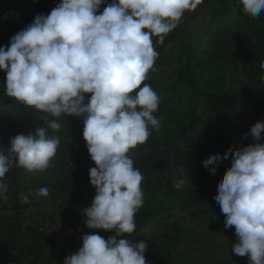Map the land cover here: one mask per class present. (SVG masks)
Here are the masks:
<instances>
[{"label":"clouds","instance_id":"1","mask_svg":"<svg viewBox=\"0 0 264 264\" xmlns=\"http://www.w3.org/2000/svg\"><path fill=\"white\" fill-rule=\"evenodd\" d=\"M202 3L111 0L99 12L105 0H60L50 14L36 15L12 36L9 46H0L7 97L54 118L83 117L82 137L95 164L89 169L95 196L84 209L85 225L115 235L105 240L98 233L84 234L82 246L63 264H147L145 240L117 239L136 230L135 215L144 203V175L129 153L162 126L154 115L162 97L145 83L159 57L155 45H163L184 14ZM234 3L252 18L264 14V0ZM85 94H90L87 103ZM47 116L35 134H17L10 147L0 148V195L8 189L4 178L13 165L29 172L50 167L61 139L48 130L59 132L61 123ZM250 132L256 142L229 147L224 157L214 154L203 166L214 174L230 154L231 166L214 199L225 214L224 228L234 226L232 252L247 256L249 264H264V142H259L264 121ZM188 181V175L174 178L173 187L180 190ZM37 195L46 197L47 188Z\"/></svg>","mask_w":264,"mask_h":264},{"label":"rangeland","instance_id":"2","mask_svg":"<svg viewBox=\"0 0 264 264\" xmlns=\"http://www.w3.org/2000/svg\"><path fill=\"white\" fill-rule=\"evenodd\" d=\"M59 2L0 0V46H9L12 36ZM155 46L159 57L145 83L162 97L154 113L162 126L131 150L144 175V203L135 215L136 230L117 239L145 240L147 264H249L247 256L232 252L234 226L224 228L225 214L214 199L218 168L231 156L217 163L214 174L211 167L203 174L202 166L214 154L224 157V141L233 149L254 143L250 128L264 121V14L245 15L234 0H203ZM5 76L0 71V148L7 149L16 133L43 126V113L13 99L4 104ZM187 133L196 136L187 141ZM187 175L190 181L176 190L174 178Z\"/></svg>","mask_w":264,"mask_h":264},{"label":"crops","instance_id":"3","mask_svg":"<svg viewBox=\"0 0 264 264\" xmlns=\"http://www.w3.org/2000/svg\"><path fill=\"white\" fill-rule=\"evenodd\" d=\"M85 95L87 103L90 94ZM10 100L12 98L3 103ZM45 116L47 114H43V122ZM47 119L61 123L59 132L48 130L49 135L61 139L50 167L44 172H29L13 165L10 170L14 174L5 179L8 189L0 195V264H63L68 255L75 254L82 246L84 234L98 233L106 239L115 233V230L88 229L85 225L84 209L95 196V188L89 182V169L95 164L82 137L83 117L65 115L47 116ZM195 136V133H187L186 140ZM224 139H227L226 134ZM260 142H264V134ZM223 144L226 150L231 146L227 141ZM83 151L88 157H83ZM134 166L138 167L136 162ZM230 166V161L220 165V179ZM223 167L225 170H220ZM202 168L205 174L208 169ZM41 187L47 188L46 197L37 195Z\"/></svg>","mask_w":264,"mask_h":264}]
</instances>
